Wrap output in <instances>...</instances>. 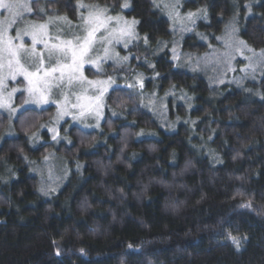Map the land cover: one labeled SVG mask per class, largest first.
I'll use <instances>...</instances> for the list:
<instances>
[{
  "label": "trees",
  "instance_id": "obj_1",
  "mask_svg": "<svg viewBox=\"0 0 264 264\" xmlns=\"http://www.w3.org/2000/svg\"><path fill=\"white\" fill-rule=\"evenodd\" d=\"M128 1L122 11L126 0H37L35 20L77 23L84 3L136 21L137 42L119 49L129 63L87 69V76L123 84L140 76L146 92L165 98L168 124L133 90L116 87L98 130L66 121L63 142L45 131L33 148L30 135L55 107L21 112L16 136L0 145V264H264V63L254 80L214 85L159 51L173 32L157 0ZM181 5L207 12L184 36L183 52H210L234 22L238 37L264 52V0ZM8 123L0 112V138ZM50 153L70 174L45 197L31 169Z\"/></svg>",
  "mask_w": 264,
  "mask_h": 264
},
{
  "label": "rangeland",
  "instance_id": "obj_2",
  "mask_svg": "<svg viewBox=\"0 0 264 264\" xmlns=\"http://www.w3.org/2000/svg\"><path fill=\"white\" fill-rule=\"evenodd\" d=\"M37 0H22L24 3H28L32 7V12L23 11L21 16L17 18V22L9 30V36L13 37V44L18 45L21 41L16 40L17 30H21V39L25 45V48L30 50L32 47L31 36L25 35L23 29L30 23L35 24H44L48 23L49 18H52L53 23L48 24V42L49 44L58 43L59 41L56 37H59L63 40L73 39L75 35L83 36L84 17H87L88 8L80 7L78 4V22L73 23L68 19L66 21H61L59 17H49L47 20L42 22L35 20L37 18L35 14L37 9L34 7V2ZM128 5L129 1L126 0ZM84 4V3H82ZM88 6H99V5H89ZM157 5L162 8L164 15L171 22V29L173 32V41L163 43L160 46L159 51H164L168 49L171 53L172 59L178 62L184 68L194 70L202 74H206L210 82L214 85H219L220 83L224 84L225 82H238L243 76L245 78H250L254 80L256 74L261 70V64L264 63V58L259 55L253 56V52L259 54L263 51H254L249 52L250 48L247 45L246 48H242L241 51H237L238 41H242L238 37L237 27L234 23H231L227 29L224 31V34L217 39V46L211 44V50L205 54H191L189 52H183L181 50V43L184 36L191 34L203 15L198 12L182 10L181 0H157ZM100 8H106L99 6ZM44 9V7H42ZM106 16L122 17L123 21L132 22L133 20L127 19L122 13L117 15H112L108 8ZM128 7H123L122 11H126ZM45 10V9H44ZM178 13V15H177ZM189 13H198L200 18L192 17L190 20L188 18ZM38 14V13H37ZM40 14L45 15V11L40 12ZM7 16L6 12L0 10V20H4ZM192 20L195 23H192ZM232 26L235 27V32H231ZM121 27V24L117 22L116 19L108 21L107 24L97 32L96 41L93 43L91 50L88 52L85 57V63L82 68L83 77L86 79H73L71 84L68 83L67 74L61 80L59 79L60 73H53L48 78V89L47 97L48 103L43 105H37L30 101L31 97L27 91L29 87L28 81L22 75H16L15 79H12L8 75L7 67L0 68V77H7L3 80V83L0 84V97L7 98L11 94V98L7 101L11 108L9 107H0V112L5 114L8 117L9 123L4 134L0 138V145L7 138H12L16 136V131L14 128V121L17 116L26 109L33 108L42 110L48 107H55V113L53 117L47 122L42 124L41 128L30 135V144L33 148L38 147L40 144L45 142L42 134L47 131L50 134V141L54 144H59L63 142L64 137L61 133V126L64 122L70 121L71 126L80 127L86 131L98 130L105 118V98L106 95L116 87H126L130 90H133L137 93L143 103L147 106L146 108L152 112L159 122L165 126L168 124L167 120V110H166V101L164 102V97L160 98L156 94L148 93L144 90L143 79L140 76H135L133 80L128 84H123L117 81L116 78L112 79H93L87 76V69H92L95 72H101L103 67L106 64L112 65H126L129 63L130 57L127 60H124L123 56L119 49L127 50L132 43L137 42L138 35L136 32V23L133 25L134 29V38H129L127 35L120 36L118 29ZM109 30H115L113 36H109L108 39H101L105 37ZM114 37H119V42ZM109 41H111L109 43ZM127 44V46H125ZM251 49V48H250ZM36 50L38 53H43V68H49L50 66L55 67L57 64L70 63V61L65 60L62 57L54 54L52 59L48 58V51L44 48L43 44H37ZM107 50V55L105 54ZM245 57H252V63L255 65V72L252 73V69L249 68V60ZM21 64L24 65L29 71H35L39 65L40 57L25 56L24 53L20 55ZM92 61H95L93 63ZM42 74V73H41ZM76 76H79L80 73H76ZM88 81L94 82H104L111 81L108 84L94 83L89 84ZM230 83V82H229ZM143 85L141 87L140 85ZM131 85V87H129ZM107 88V91L103 92V95H100L101 89ZM15 89V91H13ZM172 96L170 92L167 96ZM99 96L97 100L96 97ZM166 96V98H167ZM180 99L184 101L186 98L185 95H181ZM177 101L179 99H176ZM55 101V103H53ZM179 102H181L179 100ZM73 105H77L73 107ZM12 108L17 109V111H11ZM61 112L66 113L65 115H60ZM83 113V115H81ZM55 128L57 130V138L52 139L54 133L50 129ZM33 163V161H31ZM33 169H31L32 175L36 176L39 179V192L45 197H51L56 194L60 188L66 183L70 169L68 164L55 153L48 154L41 161H35L33 163ZM43 189V191H42ZM47 193V194H45Z\"/></svg>",
  "mask_w": 264,
  "mask_h": 264
},
{
  "label": "snow or ice",
  "instance_id": "obj_3",
  "mask_svg": "<svg viewBox=\"0 0 264 264\" xmlns=\"http://www.w3.org/2000/svg\"><path fill=\"white\" fill-rule=\"evenodd\" d=\"M128 3L125 2L123 7H128ZM80 7L88 8L87 17L82 18L84 23L83 32L85 33L83 36L75 35L73 39L63 40L59 37L56 39L59 41L58 43L49 44L48 42V24L53 23L52 18H49L48 23L44 24H28L22 31L25 35L31 36L32 47L30 50L25 48V45L21 39V30H17L15 39L20 40L21 42L18 45L13 44V37L9 36V30L12 26L17 22V18L21 16L23 11L32 12V7L29 6L28 3L22 2V0H0V10L7 13V16L4 20H0V68L7 67L8 75L15 79L16 75H22L27 81L29 87L27 91L29 96L31 97L30 101H26L25 103L31 102L37 105L47 104L48 97L46 95L48 89V78L56 72L60 73L59 79H63L67 74L68 83L71 84L73 79H86L83 77L82 68L84 66L85 57L88 52L91 50L93 43L96 41L97 32L100 31L102 27H104L108 21L112 19H116L118 23L121 24V27L118 29L120 36L127 35L129 38H134V29L133 25L137 23L136 21L128 22L123 21L122 17H111L106 16L107 9L100 8L99 6H88L84 4H80ZM250 10V9H249ZM40 12H43L44 9H39ZM201 12L204 13V17L206 18L207 12L205 9H202ZM178 15V13H177ZM192 17H199L198 13H189L188 18L191 20ZM61 21H66V17H59ZM192 23H195L192 20ZM115 30H109L108 34L101 39H108L109 36H113V32ZM231 32H235V27L232 26ZM119 42V37H114ZM146 40V38H145ZM111 41H109L110 43ZM37 44H43L44 48L48 51L49 60L52 59L53 55L56 54L58 57H62L65 60L70 61V63L65 64H57V66L49 68H43V53H38L36 50ZM238 47L237 51H241L242 48H246L247 45L244 44L243 41L237 42ZM127 46V44H125ZM249 52H253L252 49H248ZM24 53L25 56L33 57L39 56L40 61L35 71H29L27 68L21 64L20 55ZM105 54L107 55V50H105ZM259 55L264 58V52L259 54L253 52V56ZM249 60V68L252 69V73L255 72V65L252 63V57H245ZM124 60H127L128 57H123ZM95 63V61H92ZM42 73V74H41ZM76 73H80L79 76H76ZM7 77H0V84L3 83V80ZM89 84L94 83H102L108 84L111 81L104 82H94L88 81ZM143 87V85H140ZM131 87V85H129ZM15 91V89H13ZM107 91V88H102L100 95H103V92ZM11 98V94L7 98L0 97V107H9L11 105L7 102ZM99 99V96L96 97ZM55 103V101H53ZM77 105H73L76 107ZM11 111L15 112L17 109L12 108ZM66 113L61 112L60 115H65ZM83 115V113H81ZM54 133L52 139L55 140L57 138V130L55 128L50 129ZM43 191V189H42ZM47 194V193H45ZM243 207H251L250 203L247 205H243ZM233 242L239 246V240L235 237H232Z\"/></svg>",
  "mask_w": 264,
  "mask_h": 264
}]
</instances>
